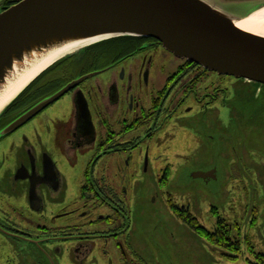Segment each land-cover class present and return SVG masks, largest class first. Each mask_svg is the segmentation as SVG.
<instances>
[{"label":"flooded vegetation","instance_id":"af4514ba","mask_svg":"<svg viewBox=\"0 0 264 264\" xmlns=\"http://www.w3.org/2000/svg\"><path fill=\"white\" fill-rule=\"evenodd\" d=\"M19 1L4 0L0 10ZM128 43L127 52L104 65H83L87 54L69 61L70 66L63 63L47 71L17 108L0 120V264H149L133 243L134 207L140 195L134 187L155 166L165 164L158 169L164 188L175 169L174 160L193 163L186 162L195 160L192 149L206 141L192 125L212 118L214 108L242 112L240 125L230 114L223 118V132L214 130L207 137L215 140L216 132L226 136L229 198L241 215L229 221L212 205L216 224L211 230L191 212L190 203H176L170 192L163 193L184 224L194 229L195 223L208 235L218 236L223 243H211L230 260L246 257L251 264H264V248L252 243L246 231L264 228V111L255 106L249 113L242 101L229 102L238 92L239 78L182 60L153 38ZM94 73L8 132L43 101ZM53 81L47 89V82ZM244 82L255 84L259 94L264 87ZM239 126L244 132L238 131ZM44 129L56 155L46 150L38 154V142L48 135ZM254 130L257 136L239 139L241 133ZM90 151L94 154L85 162L82 176L68 184L64 168L75 166L72 160ZM214 169L219 181L218 166L212 164L205 171Z\"/></svg>","mask_w":264,"mask_h":264},{"label":"water","instance_id":"95a60500","mask_svg":"<svg viewBox=\"0 0 264 264\" xmlns=\"http://www.w3.org/2000/svg\"><path fill=\"white\" fill-rule=\"evenodd\" d=\"M262 8L264 0H21L0 10V96L33 63L54 52L75 47V53L56 60L43 72L85 48L128 36L153 38L182 60L264 83V31H246L237 25ZM39 76L0 110V120ZM95 76L86 75L67 85L26 113L8 132ZM190 175L217 180L216 169Z\"/></svg>","mask_w":264,"mask_h":264},{"label":"rangeland","instance_id":"374dc122","mask_svg":"<svg viewBox=\"0 0 264 264\" xmlns=\"http://www.w3.org/2000/svg\"><path fill=\"white\" fill-rule=\"evenodd\" d=\"M3 1L0 0V5ZM105 77L102 76L101 78ZM236 88L238 92L233 95L229 102L239 104L242 101L244 107H250L246 108L249 113L254 111L255 106H258V112L264 111V87L260 94L256 93L255 84L245 83L244 79L239 78ZM240 113L236 109L232 111L231 108L225 111L214 108L211 113L212 118H208L205 122L199 120L194 123L192 129L205 138V145L199 144L192 149L193 152L191 153L195 155V160L188 159L186 161H194L191 164H188L189 162L186 163L188 165L180 164L179 159L174 160L175 169L172 171L166 187L162 188L158 182L162 175L158 169L164 168L165 164L161 167L155 166L154 170H150L151 172L145 176L144 181L141 180V183L138 182L135 185L134 189L140 195L137 197V206L134 207L135 233L133 243L148 259L149 264H251L246 257L236 261L230 260L224 254L225 251L184 224L172 212L173 210L170 209L163 193V191L170 192L176 203H190L191 212L196 215L200 223L211 230L216 224V215L211 212L212 205L216 206L218 212L229 221L241 215L235 210L232 200L229 198L231 192L227 179L228 168H226V163L228 164L229 160L226 157L228 155L226 136L224 133L216 132L219 137L215 140L207 138L211 131H222L223 118L230 114L236 117V124L240 125ZM238 131H243L242 127L239 126ZM43 132H47L48 135H44L45 138L41 137L38 142V154L46 150L56 155V147L52 143V139H49V132L47 129H44ZM247 133H245L246 135L244 133H241V136L238 135L239 139L240 137L251 139L252 136H257L256 130L252 133L247 131ZM93 154V151H90L86 157L79 154L77 161L72 160L76 164L75 166L68 164L64 168L63 174L68 184L72 178L79 179L82 176L81 173L86 166L85 162ZM212 164L219 168V181L211 180L206 183L200 178H191L190 172L193 168L201 167L205 171L210 169ZM254 228L246 229L250 240L259 248H264V228L262 226Z\"/></svg>","mask_w":264,"mask_h":264},{"label":"trees","instance_id":"16d2710c","mask_svg":"<svg viewBox=\"0 0 264 264\" xmlns=\"http://www.w3.org/2000/svg\"><path fill=\"white\" fill-rule=\"evenodd\" d=\"M139 38H143V37H139ZM139 38H136V37H131V36H128V37H117L115 39H109V40H106L104 42H101V43H98V44H95L94 46H91V47H88V48H85L84 51L78 53V54H75L74 56H71V57H68V58H64L63 60L55 63L53 65V67H51L50 69L46 70L45 72L42 73V75H46L47 74V71L49 72H53V69L58 67V65H61L64 63V66H70L72 65V61H75L76 58H80V57H85V55L89 54L87 56V58L85 59L83 65L85 64H88V65H93V63L96 65V64H106L108 60L112 59V58H115V57H118V55L120 54H123L125 52H127L130 48L128 47L130 44L128 43V41L130 39H139ZM117 42H120V43H117ZM117 43V44H116ZM131 43V41H130ZM70 61V62H69ZM70 64V65H68ZM78 64V63H77ZM77 68V65L74 66V68L70 69V75H73L75 73V69ZM48 72V73H49ZM39 76L38 79H36L28 88L27 90H25L21 96L15 100L14 103L11 104V106L5 111V113L3 114V116L1 117V120L4 118V116H6L8 113H10L11 111H13L15 108H17L16 106L22 101L23 99V96H26L30 91H31V87L32 85L37 84L43 76ZM41 78V79H40ZM40 79V80H39ZM57 81V80H56ZM56 81H53V82H50V84H48L47 82V85L45 86L47 89H50L49 86H51L54 82ZM46 84V83H45ZM44 85V84H43ZM33 89H36L35 87ZM37 90V89H36ZM193 225V228L201 235L207 237L209 239L210 242L212 243H215L217 245H221V243L223 242H220L218 241L219 240V237L216 236V235H213V236H210L206 233L205 229L203 227H200L198 226L197 224L195 223H192Z\"/></svg>","mask_w":264,"mask_h":264},{"label":"bare ground","instance_id":"6f19581e","mask_svg":"<svg viewBox=\"0 0 264 264\" xmlns=\"http://www.w3.org/2000/svg\"><path fill=\"white\" fill-rule=\"evenodd\" d=\"M237 25L244 29L252 32L264 31V8L257 10L253 15L247 17V19L238 21ZM75 48V47H74ZM74 48H65L63 50L52 53L49 57L43 60H38L31 65L33 67L30 71H27L25 75L20 76L19 80L10 83V85L5 89L4 93L0 96V110L10 101L18 96L21 91L29 84L31 81L39 76L45 69L50 67L53 62L63 58L65 55L73 54ZM75 53V52H74ZM247 82H254L252 80H246Z\"/></svg>","mask_w":264,"mask_h":264}]
</instances>
